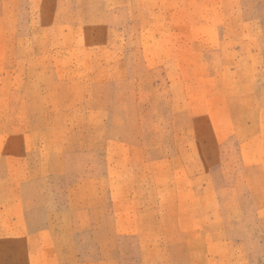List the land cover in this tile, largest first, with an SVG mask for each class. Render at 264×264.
I'll list each match as a JSON object with an SVG mask.
<instances>
[{
	"label": "rangeland",
	"instance_id": "obj_1",
	"mask_svg": "<svg viewBox=\"0 0 264 264\" xmlns=\"http://www.w3.org/2000/svg\"><path fill=\"white\" fill-rule=\"evenodd\" d=\"M0 264H264V0H0Z\"/></svg>",
	"mask_w": 264,
	"mask_h": 264
}]
</instances>
